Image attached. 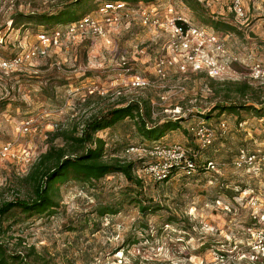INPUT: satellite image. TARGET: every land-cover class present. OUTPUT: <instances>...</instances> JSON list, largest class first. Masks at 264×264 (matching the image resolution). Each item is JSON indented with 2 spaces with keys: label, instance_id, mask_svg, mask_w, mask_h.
Wrapping results in <instances>:
<instances>
[{
  "label": "rangeland",
  "instance_id": "1",
  "mask_svg": "<svg viewBox=\"0 0 264 264\" xmlns=\"http://www.w3.org/2000/svg\"><path fill=\"white\" fill-rule=\"evenodd\" d=\"M71 1L74 0H0V57L8 59L24 53L46 31L65 32L66 26L39 24L29 18L50 14L57 6ZM101 2H90L94 5L90 16L102 24L104 35L64 33L62 45L49 49L45 56L17 71L0 69V147L10 143L18 155L17 159L0 160V203L28 196L24 178L53 144L55 131L81 127L92 116L123 102H151L153 121L175 120L182 115L186 120L181 128L170 132L161 143H179L192 153L198 143L185 130L210 114L205 121L216 129V140L195 155L199 162L213 159L219 171L190 178L177 175L165 183L144 180L143 192L155 208L147 215L129 204L115 216L99 218L95 213L98 206L113 203L115 196L119 197L127 185L121 175L109 176L90 188L69 182L60 187V208L53 215L35 216L23 222L6 220L8 231L1 241L11 255L24 258L23 264H264L248 258L247 227L251 217L246 208L251 191L264 197V179L233 166L241 148L264 151V123L260 116L245 111L239 117L211 112L223 98L218 94L222 87L203 74L170 72L168 98L163 102L162 89L123 88V81L130 75L154 77L155 58L166 35L162 30L143 26L137 15L126 21L117 13L113 14L114 22H107L98 12ZM198 2L200 6L194 8L182 0H155L130 6L134 10L139 6L157 8L164 18L173 10L176 16L225 38L228 48L244 64H264L262 1L246 0L247 14L242 19L233 14L232 0ZM218 22L231 24L236 32L216 31L214 25ZM236 69L241 72L240 80L229 82H247L259 91L247 97L234 94L231 98L240 105L264 101V84L251 83L244 68ZM180 85L184 91H178ZM29 120L33 128L24 133L22 126ZM222 122L227 126L225 134L219 130ZM99 136L108 144V161L145 159L139 153L128 154L124 150L125 143H141L130 121ZM54 144L61 141L57 139ZM20 217L17 214L16 218Z\"/></svg>",
  "mask_w": 264,
  "mask_h": 264
},
{
  "label": "built area",
  "instance_id": "2",
  "mask_svg": "<svg viewBox=\"0 0 264 264\" xmlns=\"http://www.w3.org/2000/svg\"><path fill=\"white\" fill-rule=\"evenodd\" d=\"M260 1L264 3V0ZM245 5L246 0H232L231 10L237 18L242 19L246 16ZM135 10L126 3H106L98 10L109 23L114 22L113 14L121 13L122 19L126 21L137 15L143 26L162 30L166 35V40L160 45L155 58L154 77L130 75L123 81V88L134 91L162 89L160 100L163 102L168 98L167 80L172 71L182 75L204 74L210 79L225 82L240 80L241 72L236 69L238 67L247 71L246 78L251 83L264 84V64L259 62L244 64L241 58L228 48L225 38L220 37L215 31L198 27L187 19L176 16L173 10L165 18L160 16L157 8L147 10L139 6L138 10ZM83 32L101 36L104 35V28L94 17L88 15L78 22L67 25L65 32L54 30L52 33H42L38 36V42L24 53L8 59L0 57V69L5 72L17 71L35 58L45 56L49 49L61 46L65 34L75 36ZM141 53L145 54V51L141 50ZM125 72L130 73V70L126 69ZM177 89L180 92L185 88L180 85ZM118 93L121 95V91ZM260 122L264 123V117ZM243 124L245 123L240 125ZM32 128V120H29L23 124L22 131L27 133ZM219 130L222 134L226 133L225 122L219 125ZM189 131L201 150L209 148L216 140V129L205 119H200ZM127 153H139L147 159L144 166L137 171L139 178L143 180L165 183L170 180L173 171L188 178L198 172L197 156L179 143L133 147L129 148ZM17 157L12 144L0 147L1 161ZM233 166L238 171L264 179V151L251 152L241 148L233 159ZM205 169L207 172H218L219 166L215 161L209 160L206 161ZM246 208L249 209L251 217V224L247 227L248 258L252 261H264V197L257 196L251 191L246 200Z\"/></svg>",
  "mask_w": 264,
  "mask_h": 264
},
{
  "label": "trees",
  "instance_id": "3",
  "mask_svg": "<svg viewBox=\"0 0 264 264\" xmlns=\"http://www.w3.org/2000/svg\"><path fill=\"white\" fill-rule=\"evenodd\" d=\"M91 1L94 0H74L63 6H57L50 14L30 16L29 19L38 21L39 24L65 27L90 15L91 10L94 9ZM154 1L102 0L101 4L126 3L132 5V3H153ZM182 1L192 8L200 6L198 0ZM214 28L216 31L223 30L226 33L236 32L235 27L229 23L218 22ZM53 31L46 32L52 33ZM210 80L222 87L218 90V94L223 95L222 100L211 112H227L239 117L240 112L245 111L253 112L260 118L264 117V101L257 104L253 102L240 105L231 98V95L234 94L247 97L251 92L259 90H255L247 82H215L213 79ZM152 117L151 102H123L119 106L92 116L81 127L76 126L72 129L55 131L52 134L53 144L45 153L41 154L24 178L28 185V196L0 203V264H12L14 261L23 264L24 260L19 254L11 255L1 241L8 231V227H5L6 220L14 218L18 222H23L35 216L53 215L60 208V187L69 182H75L83 188H90L109 176L121 175L125 178L127 185L119 197L115 196L113 203L100 205L96 209L95 213L99 218L117 215L119 209L125 204L134 205L142 215H147L154 210V206L143 192L144 180L137 175V171L144 166L147 159L126 162L116 158L113 161H108V144L99 136V133L103 131L117 128L118 125L130 121L141 143L137 145L125 143L124 150L140 146H153L161 144V140L170 132L179 130L181 123L186 120L182 115L175 120L165 119L163 121L161 119L153 121ZM209 118L210 114H207L205 119ZM244 122L246 120L240 124ZM185 133L194 138L189 130H185ZM57 139L61 141V144H54ZM193 151H195L194 154L199 155L202 150L198 146ZM209 160L213 159L206 161ZM196 161L198 164L197 174L207 173L206 161L199 162L198 159ZM177 175H179L178 172L173 171L170 180ZM17 214L21 217L16 218ZM22 217L23 219H21Z\"/></svg>",
  "mask_w": 264,
  "mask_h": 264
}]
</instances>
